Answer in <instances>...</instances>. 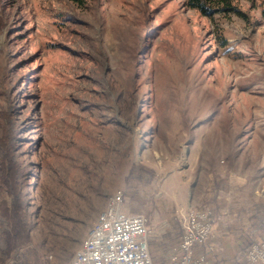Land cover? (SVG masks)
<instances>
[{
	"label": "rangeland",
	"instance_id": "1",
	"mask_svg": "<svg viewBox=\"0 0 264 264\" xmlns=\"http://www.w3.org/2000/svg\"><path fill=\"white\" fill-rule=\"evenodd\" d=\"M232 3L0 0V182L10 147L31 236L8 254L0 216V264H72L118 192L164 264L231 176L264 194V0Z\"/></svg>",
	"mask_w": 264,
	"mask_h": 264
},
{
	"label": "built area",
	"instance_id": "2",
	"mask_svg": "<svg viewBox=\"0 0 264 264\" xmlns=\"http://www.w3.org/2000/svg\"><path fill=\"white\" fill-rule=\"evenodd\" d=\"M123 204L122 192L109 199L72 264H162L151 254L148 217L124 211ZM213 223L210 211H191L182 238L164 264H211L197 248L212 236ZM244 264H264V238L249 244Z\"/></svg>",
	"mask_w": 264,
	"mask_h": 264
},
{
	"label": "crops",
	"instance_id": "3",
	"mask_svg": "<svg viewBox=\"0 0 264 264\" xmlns=\"http://www.w3.org/2000/svg\"><path fill=\"white\" fill-rule=\"evenodd\" d=\"M259 170L253 175L231 176L225 185L216 188L214 233L207 243L197 248L198 252L208 254L211 264H244L248 245L264 238V194L259 192ZM123 209L128 212L125 206ZM150 229L152 256L161 260L157 236Z\"/></svg>",
	"mask_w": 264,
	"mask_h": 264
},
{
	"label": "trees",
	"instance_id": "4",
	"mask_svg": "<svg viewBox=\"0 0 264 264\" xmlns=\"http://www.w3.org/2000/svg\"><path fill=\"white\" fill-rule=\"evenodd\" d=\"M186 5L202 15L213 17L216 13L225 11L242 12L232 3V0H186ZM7 146L8 142L3 143ZM0 143V147L3 146ZM8 147L3 158V176L0 185L11 195V200L4 199L0 205V216L9 221L10 228L4 230L3 241L9 254L30 240V232L26 219V209L20 188V165L15 161L12 149ZM10 151V152H9Z\"/></svg>",
	"mask_w": 264,
	"mask_h": 264
}]
</instances>
